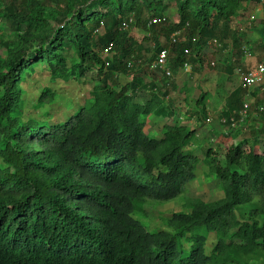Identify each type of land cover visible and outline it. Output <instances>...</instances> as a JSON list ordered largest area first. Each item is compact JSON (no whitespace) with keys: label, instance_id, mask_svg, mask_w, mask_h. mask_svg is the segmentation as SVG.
Here are the masks:
<instances>
[{"label":"trees","instance_id":"trees-1","mask_svg":"<svg viewBox=\"0 0 264 264\" xmlns=\"http://www.w3.org/2000/svg\"><path fill=\"white\" fill-rule=\"evenodd\" d=\"M261 1L0 0V27L17 40L12 48L0 40V264H264V127L250 129L238 144L237 132H228L227 140L220 138L221 154L209 146L204 157L221 197H193L189 185L200 162L190 146L197 145V130L175 121L163 124L158 138L148 133L149 121L172 116L180 99L191 106L181 98L189 90H176L175 78L159 87L146 68L133 72L166 48L173 77L185 64L200 76L203 49L217 40L225 55L214 67L232 76L244 66V34L233 20ZM173 7L176 24L166 18L147 28V19ZM136 27L148 36L135 40L130 31ZM258 32L264 49V25ZM43 64L52 79L96 72L97 84L64 122L21 115V84ZM120 75L129 81L115 89L109 83ZM166 86L175 90L168 111ZM141 91L148 92L143 102L134 99ZM206 95L193 103L204 118ZM54 96L44 89L38 104H51ZM228 101L227 128L244 90ZM177 200L169 218H158L165 230L133 219L153 218L148 206Z\"/></svg>","mask_w":264,"mask_h":264},{"label":"rangeland","instance_id":"rangeland-1","mask_svg":"<svg viewBox=\"0 0 264 264\" xmlns=\"http://www.w3.org/2000/svg\"><path fill=\"white\" fill-rule=\"evenodd\" d=\"M49 2V1H45ZM48 5H51L49 2ZM165 17L167 18V21L170 24H176L177 23V12L176 9L173 7L170 10H168L165 14ZM238 17V16H237ZM235 18L233 20L234 26L237 30H239V34L243 35L242 44L244 46H248L251 50L252 57L248 62H245L244 59H241L242 64L244 65L247 63L248 66H254L257 63L264 62V49H259L257 44L261 41L260 33L258 32L264 25V0H262L260 3L249 6L246 8V11L243 12L238 18ZM1 23V22H0ZM41 32V30H37V33ZM131 34L133 38L137 41H140L142 38L147 37L148 33L141 27H136L131 29ZM102 31H100L101 35ZM0 40L2 41V45L7 47L10 46L15 47L16 41L13 36L10 34L9 31L6 30L5 25H1L0 27ZM211 41V40H210ZM163 42V39H162ZM209 42V41H208ZM208 42L206 46L203 49V60L205 64L206 70H208V75L211 76L210 79H213V82L210 84V88L206 89L205 84L207 82H198L195 78V75H178L175 81L177 82V86L180 88L182 87H194L195 85H198L200 87V90H205L213 99H207L212 100L213 103L216 101L217 103L221 102L223 103V97L224 93L221 91V89L213 87L214 83H216V78L219 77V75L216 73V70L214 67H212L211 63L216 62L221 57H224L225 53L219 51V48L214 46H208ZM166 43V42H165ZM145 47L151 46V41H145L144 42ZM166 46V45H164ZM169 47V46H167ZM98 51V54L104 55V51H100L99 49L95 50ZM100 51V52H99ZM107 56V55H106ZM70 62V60H69ZM134 72V71H133ZM132 72V73H133ZM159 80H162L161 77H158ZM229 81V85L227 90H231L235 87H237L238 81L235 75H232V78H227ZM117 83H109L110 86H113L115 89H119L120 87L124 86L125 83L129 81V77L125 75H120L117 78ZM163 83H165V80H163ZM97 84V75L95 70H92L91 73H88L85 78L80 80H65L61 78L52 79L51 75L49 74L47 65L43 64L42 67H36L35 73L31 76L27 77L25 82L22 83V104H21V115L24 119H34L36 121H42V120H49L52 123H61L67 120V118L72 115L79 106L83 105L85 102V99L88 98L89 92L92 90L94 85ZM190 84V85H189ZM197 86V87H198ZM218 86V82H217ZM44 89H50L54 93V101L51 104L40 106L38 104V98L41 94V92ZM193 89V96L198 94V90ZM202 90V91H203ZM183 94V93H182ZM181 94V95H182ZM188 95V94H187ZM136 100H139L143 102L144 98H147L148 93L141 91V92H135L134 94ZM208 96V97H210ZM181 98H184V95L181 96ZM253 98L255 100L257 99H264V93H262L259 89H254L253 91ZM253 98H251V107L250 111L252 113H257L255 108L256 104L254 103ZM222 105V104H221ZM170 104H164L163 107L167 108V111L170 110ZM219 105L217 104V108ZM223 107V106H222ZM190 108H193L191 105ZM188 108L187 110L184 109V104L181 101L176 102V105L172 109V116L170 117H163L161 119H151L148 123V133L150 136L158 138L160 135V129L163 126V124H172L175 121L180 123L181 125H185L189 127L191 130H195L194 126L195 123H199L202 125V122H191L194 119V112ZM175 109V111H174ZM196 109H198L196 107ZM213 111H217L216 108L212 107ZM187 111V112H186ZM213 115V114H212ZM208 118V117H207ZM220 119L217 115L211 116V123L208 125H203L197 128V138H196V147L190 146L194 151L193 153L196 155V157L199 160V165L197 167L196 171V179L195 181L189 185V195H193V197L202 199L205 202H210L213 200H217L221 197V191L219 187L217 186V182L215 179H213L212 176H210L208 172V168L206 165L205 160V152L206 149L209 148V146H212L215 148V151H217L219 154L223 152L224 144L220 140L221 136H224V130L225 128L219 124ZM248 126V132H241L237 131V136L233 141L235 140V144L240 143L241 141L249 138V130L252 128L260 129L261 122L259 115H254L253 118L250 119ZM235 133V132H234ZM213 140L214 143H211L210 141ZM180 205V202L175 201L169 204H163V205H155V206H148V211L154 215L153 218H142L139 216H133V219L136 220L138 223L143 225L144 227L148 228L149 230L156 231V230H165L167 229L166 223H162V221H159L158 218L161 219H167L169 218V215L172 213V211L175 208H178L177 206ZM213 242V241H212ZM208 248H211L212 244L211 242H208Z\"/></svg>","mask_w":264,"mask_h":264},{"label":"built area","instance_id":"built-area-1","mask_svg":"<svg viewBox=\"0 0 264 264\" xmlns=\"http://www.w3.org/2000/svg\"><path fill=\"white\" fill-rule=\"evenodd\" d=\"M132 22V21H131ZM166 23V17H153L151 19H147L146 25L147 28H152L154 26H160ZM123 30L128 29V23H124L122 25ZM179 35V32L172 34L171 42H175V36ZM208 46H214L217 48H221L222 45L217 40H211L208 42ZM243 59L245 62H248L252 57L251 51L247 46H243ZM214 66V63H211ZM137 66L139 69L146 68L147 72H151L160 76L162 79H167L172 76V72L169 69V51L167 49H162L159 53H157L155 59L151 61L146 67L142 62H138ZM133 64L128 62L127 68L132 69ZM184 73H190L189 66H184L182 69ZM234 75L237 78L238 86L244 90L245 100L243 106L237 112H234L232 117L229 120L228 128L231 131H235L241 129L243 132H248V126L250 125V119L254 117V115H259L261 127H264V106L259 107L256 112L250 113L251 106V93L253 89H259L262 93H264V62L257 63L254 66H248L245 64V68H236L234 71ZM157 89H153V92H156ZM169 97H166L168 100ZM207 123L211 122V118L208 117L206 120ZM221 124H226L225 120L220 121Z\"/></svg>","mask_w":264,"mask_h":264},{"label":"crops","instance_id":"crops-1","mask_svg":"<svg viewBox=\"0 0 264 264\" xmlns=\"http://www.w3.org/2000/svg\"><path fill=\"white\" fill-rule=\"evenodd\" d=\"M222 58H219L218 60H216V61H218L219 63H218V67L221 65V62H220V60H221ZM247 64V63H246ZM215 68V70H216V73L219 75V77H217L216 78V80H214V81H216V83H214V85H213V87H215V88H218L219 89V87H217V82H218V85H220L223 89H221V91L224 93V96H222L223 97V103H222V101L221 102H219V103H217L216 101L213 103V101L212 100H207V99H213L211 96H210V94H208L205 90H200V88H199V86L198 85H195L194 87H192V86H190V87H182V88H180L179 86H177V82H176V90L177 89H182V90H185V89H188L189 90V94H188V96H184V98H188L189 100V102H192V106H193V108H190V110L191 111H193L194 112V119H197V118H200V120L203 118V120H205L204 119V117H201L202 115H201V113H199L198 112V109H196V106H195V104H193V103H195L196 101H197V98L200 96V93L202 92H206L207 93V95H206V99H205V102H204V105H205V111H206V114H205V117H208V116H213V115H217L219 118L221 117L222 118V113H224L225 111H226V108H228V105H229V101H228V97H229V95L233 92V91H235V90H238L239 89V87H238V84H237V87H235V88H233V89H231V90H227V88H230V87H228V85H229V80L227 79V78H232V76H227V75H225V72H222L221 70H219V68ZM179 74V73H178ZM176 76H178V75H176ZM196 77V79H197V81L198 82H207L206 84H205V86H206V89H209L210 87V84H211V82H213V79H210L211 78V76L210 75H208V70H206V68H204L203 69V73H202V75H200V76H198V75H195ZM176 79V78H175ZM190 85V84H189ZM198 86V87H197ZM167 87V86H166ZM168 88V96H170L171 98L174 96V91L175 90H171V88L170 87H167ZM192 88H194L195 90H198V94L197 95H192L193 93V89ZM208 96H210V97H208ZM251 97L253 98V93L251 94ZM170 98V99H171ZM191 100V101H190ZM253 100H255L254 98H253ZM217 104L219 105V107L217 108ZM222 104V105H221ZM223 106V107H222ZM212 107H214V108H216L217 109V111H213V109H212ZM184 108L186 109V107L184 106ZM174 111H175V109H174ZM213 114V115H212ZM198 117H197V116ZM196 120H192L191 122H195ZM204 124V123H203ZM224 136H221L220 138L222 139V140H227V138L229 137V136H227V133H225L224 132ZM235 141V140H234Z\"/></svg>","mask_w":264,"mask_h":264},{"label":"clouds","instance_id":"clouds-1","mask_svg":"<svg viewBox=\"0 0 264 264\" xmlns=\"http://www.w3.org/2000/svg\"><path fill=\"white\" fill-rule=\"evenodd\" d=\"M171 43H172V42H171ZM165 49H166V48H165ZM220 49H221V48H220ZM167 50H168V49H167ZM156 55H157V54H156ZM155 57H156V56H155ZM154 59H155V58H154ZM169 60H170V54H169ZM152 61H153V60H152ZM213 63H214V66H215V62H213ZM186 65L189 66V68H190V73H184L183 70H182L184 67L181 68V69L179 70L178 73H179L180 75H185V74H189L190 76L193 75V72H192V71H193L192 66H191L190 64H185V66H186ZM214 66H212V67H214ZM243 67H244V66H243ZM204 68H205V65H204ZM214 68H215V67H214ZM138 69H139V67L137 66V68L134 69L133 71H136V70H138ZM169 69H170V67H169ZM170 70H171V69H170ZM171 72H172V71H171ZM178 73H177V75H179ZM155 75H156V74H155ZM233 75H234V73H233ZM158 77H160V76L157 75V78H158ZM171 78L174 79V78H177V76L173 77V73H172V76H171L170 78L162 79V80H159V78H158V82H159V85H158V86L161 87V86H164L165 84L167 85V81H168V79H171ZM163 80H165V83H163ZM238 87H239V86H238ZM253 91H254V89H253ZM253 91H252V93H253ZM144 92H146V91H144ZM147 93H148V92H147ZM252 93H251V94H252ZM149 94H150V93H149ZM152 94L156 95V94H157V91H156V92H153V90H152ZM166 97H169V99L166 100ZM170 98H171V97L168 96V94H167V95L164 97V104H167V103L171 102V101L173 100L174 96H173L171 99H170ZM251 98H252V97H251ZM244 100H245V94H244ZM181 101H182V100H181ZM182 102H183V101H182ZM255 102H256V100H254V103H255ZM183 104H184V106L186 107V105H185L184 102H183ZM175 105H176V103L173 105V107H174ZM263 106H264V105H263ZM250 107H251V106H250ZM189 108H190V107H189ZM258 108H259V107H258ZM258 108H255V110H257ZM184 109H185V108H184ZM187 109H188V108H186L185 110H187ZM186 112H187V111H186ZM251 112H252V111H250V113H251ZM193 116H194V115H193ZM196 116H197V115H196ZM197 117H198V116H197ZM201 117H203V116H201ZM208 117H210V116H208ZM210 118H211V117H210ZM220 118H221V117H220ZM204 119H205V120H203V118H202L201 120H200V118H197V119H196V122H202V125H200L199 123H195L194 128H195L196 130H197L198 127L203 126V125H208V124H210V123L212 122V121H211V122L207 123V122H206L207 117H205ZM222 119H223V118H221L220 121H221ZM223 120H224V119H223ZM203 123H204V124H203ZM219 124L222 125V126L225 125V124H221L220 122H219ZM196 125H198V127H196ZM224 128H225V130H224L225 133H228V132H229V133H234V132L236 133L238 130L241 131V129H238V130H235V131H231V130H229V128H227V127H224ZM241 132H243V131H241ZM249 132H250V130H249ZM235 133H234V134H235ZM248 134H250V133H248ZM227 135H228V134H227ZM196 138H197V136H196ZM233 139H235V138H233ZM210 142L212 143L213 140H211ZM233 142H234V144H235V141H233Z\"/></svg>","mask_w":264,"mask_h":264},{"label":"bare ground","instance_id":"bare-ground-1","mask_svg":"<svg viewBox=\"0 0 264 264\" xmlns=\"http://www.w3.org/2000/svg\"><path fill=\"white\" fill-rule=\"evenodd\" d=\"M174 63V62H173ZM175 71V70H174ZM7 156V155H6ZM63 197V196H62Z\"/></svg>","mask_w":264,"mask_h":264}]
</instances>
